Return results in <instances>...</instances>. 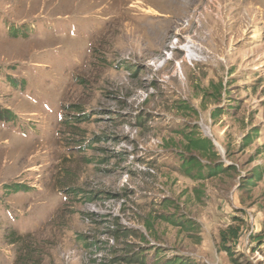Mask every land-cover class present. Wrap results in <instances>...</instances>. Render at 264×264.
<instances>
[{"label":"rangeland","instance_id":"374dc122","mask_svg":"<svg viewBox=\"0 0 264 264\" xmlns=\"http://www.w3.org/2000/svg\"><path fill=\"white\" fill-rule=\"evenodd\" d=\"M143 254L264 264V0H0V264Z\"/></svg>","mask_w":264,"mask_h":264},{"label":"trees","instance_id":"16d2710c","mask_svg":"<svg viewBox=\"0 0 264 264\" xmlns=\"http://www.w3.org/2000/svg\"><path fill=\"white\" fill-rule=\"evenodd\" d=\"M223 91V86L222 84H219V86H217L216 88V92L221 94ZM84 116V115H83ZM215 117H217L216 114H214ZM87 117V116H84ZM185 139L187 141V149L190 150V153H198L203 157L206 158H210L212 159L213 156H216L217 154H215L214 150H215V146L213 144V142L207 138H203L200 135H196V134H192L190 136L185 134ZM181 169L184 172V174L190 178H196L198 180H202V179H206V178H214L219 176L220 174H224L227 169L226 168H217V167H210L207 170H205V166L202 164V162L197 159V158H191V157H182V163H181ZM15 193H19V192H24L26 191L25 188L21 187V186H15ZM161 219L167 223H169L170 225L174 226V227H178L180 229H184L187 231H191V232H197V228L195 226V224H193V222L188 221V220H177L176 218H169L168 216H161ZM241 233L242 231L239 229L234 230L233 232L229 233V237L227 236H223L222 240L223 242L225 241H229L231 239H233V241L238 242L240 240L241 237ZM256 235V234H255ZM255 242H261V240L258 237H255L254 239ZM224 242V243H225ZM223 247H225V252L227 253V255L233 259V252H231L230 250H228V246L224 245ZM159 252L157 254L156 257H158ZM149 255H140L138 256V263L139 264H149L152 261L155 262V264H185V262L183 260H179V259H171V260H167L164 262H160V259H154L151 260L149 259ZM153 258V257H152Z\"/></svg>","mask_w":264,"mask_h":264},{"label":"bare ground","instance_id":"6f19581e","mask_svg":"<svg viewBox=\"0 0 264 264\" xmlns=\"http://www.w3.org/2000/svg\"><path fill=\"white\" fill-rule=\"evenodd\" d=\"M213 137V136H212Z\"/></svg>","mask_w":264,"mask_h":264}]
</instances>
